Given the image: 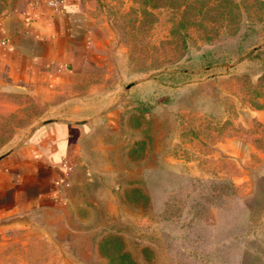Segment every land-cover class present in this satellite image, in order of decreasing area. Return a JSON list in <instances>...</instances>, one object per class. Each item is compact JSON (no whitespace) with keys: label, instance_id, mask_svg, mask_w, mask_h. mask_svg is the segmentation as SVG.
Here are the masks:
<instances>
[{"label":"rangeland","instance_id":"374dc122","mask_svg":"<svg viewBox=\"0 0 264 264\" xmlns=\"http://www.w3.org/2000/svg\"><path fill=\"white\" fill-rule=\"evenodd\" d=\"M194 1L84 0L89 142L0 264H264V0ZM30 2L0 0V36ZM54 101L0 62V157Z\"/></svg>","mask_w":264,"mask_h":264},{"label":"crops","instance_id":"0c3cea01","mask_svg":"<svg viewBox=\"0 0 264 264\" xmlns=\"http://www.w3.org/2000/svg\"><path fill=\"white\" fill-rule=\"evenodd\" d=\"M14 19L3 22L0 62L17 80L42 87L61 117L47 118L0 157V241L28 228L37 211L61 206L60 187L93 127L74 91L93 43L84 0H31Z\"/></svg>","mask_w":264,"mask_h":264},{"label":"trees","instance_id":"16d2710c","mask_svg":"<svg viewBox=\"0 0 264 264\" xmlns=\"http://www.w3.org/2000/svg\"><path fill=\"white\" fill-rule=\"evenodd\" d=\"M194 5H190V8L192 10H195L192 15H201V16H204V9H205V6H206V3H205V0H195L193 2ZM182 15H185L184 14V11L182 13ZM121 258H124V259H128L127 260V263H122V261H120ZM110 264H133L131 259L129 258L128 254L127 253H120L119 255L117 256H110Z\"/></svg>","mask_w":264,"mask_h":264},{"label":"built area","instance_id":"2783aa9c","mask_svg":"<svg viewBox=\"0 0 264 264\" xmlns=\"http://www.w3.org/2000/svg\"><path fill=\"white\" fill-rule=\"evenodd\" d=\"M57 3V0H51V4H56Z\"/></svg>","mask_w":264,"mask_h":264}]
</instances>
